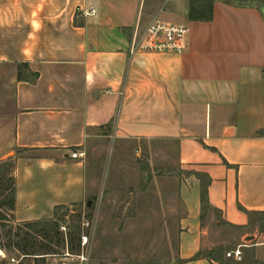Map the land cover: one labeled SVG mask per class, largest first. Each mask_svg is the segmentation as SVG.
I'll list each match as a JSON object with an SVG mask.
<instances>
[{
  "label": "crops",
  "instance_id": "1",
  "mask_svg": "<svg viewBox=\"0 0 264 264\" xmlns=\"http://www.w3.org/2000/svg\"><path fill=\"white\" fill-rule=\"evenodd\" d=\"M167 1L0 0V160L15 156L14 222L85 201L87 141H166L190 174L177 264H222L208 215L239 231L235 264H264L249 232L264 216V0L164 11ZM153 20L185 26L187 50L131 54Z\"/></svg>",
  "mask_w": 264,
  "mask_h": 264
},
{
  "label": "rangeland",
  "instance_id": "2",
  "mask_svg": "<svg viewBox=\"0 0 264 264\" xmlns=\"http://www.w3.org/2000/svg\"><path fill=\"white\" fill-rule=\"evenodd\" d=\"M173 2L167 1L163 10ZM83 151L86 199L75 208L55 210L64 231L50 233L48 239L33 230L17 229L23 223L14 222L8 207L9 192L3 189L13 177L15 156L10 153L0 160V164L7 162L0 167V264H12V259L13 264H54L50 256L59 254L66 240L75 249L83 234L88 236L91 264H177V240L184 216L180 189L190 174L179 168L174 144L97 137L87 141ZM3 171L9 175L7 179ZM88 201L90 207L86 206ZM203 221L222 264H235L226 254L241 243L239 231L223 224L217 228L219 220L211 215ZM83 222L88 227H83ZM27 232L25 244L36 257L24 259L13 244L22 242ZM249 232L257 236L251 245L264 243V216L253 218ZM45 246H50L51 254L42 255ZM261 256L264 258V252Z\"/></svg>",
  "mask_w": 264,
  "mask_h": 264
},
{
  "label": "built area",
  "instance_id": "3",
  "mask_svg": "<svg viewBox=\"0 0 264 264\" xmlns=\"http://www.w3.org/2000/svg\"><path fill=\"white\" fill-rule=\"evenodd\" d=\"M85 16H93L94 8L83 11ZM188 30L183 25L164 23L158 20L150 22L140 39L132 46L131 54L135 52L158 53V54H182L187 50ZM264 73V72H263ZM72 159H80L83 157L81 153H72ZM83 227H88L87 222L82 223ZM64 231V227L59 228ZM227 258H232L235 262H241L242 254L237 248L226 254ZM54 264H91V249L88 243V236L83 234L80 236L79 251L71 253L68 244L65 241L64 248L57 255H52ZM13 264L15 261L12 259Z\"/></svg>",
  "mask_w": 264,
  "mask_h": 264
},
{
  "label": "trees",
  "instance_id": "4",
  "mask_svg": "<svg viewBox=\"0 0 264 264\" xmlns=\"http://www.w3.org/2000/svg\"><path fill=\"white\" fill-rule=\"evenodd\" d=\"M34 78H36V75L34 76ZM18 79H20V75L18 73ZM7 162H2L0 164V167L6 166ZM2 175L4 177H9V175L7 174V172L3 171ZM12 175V174H10ZM6 182V181H5ZM4 182V183H5ZM7 182L9 183L8 186H4L3 184V189L8 190L9 192V202H8V207H9V211L12 213L13 209H14V200H15V189H14V179L13 177L10 176V178H8ZM200 199H201V203L202 205H206V190L205 188L202 187L201 189V195H200ZM58 209V208H56ZM21 228H25L27 230H33L34 233H38L40 235V237H42L43 239H48V237L50 236V233H54V234H58V230H59V221L56 219V215L54 213V216L51 220H43V221H36V222H27V223H23L20 226H17V229L20 230ZM18 237V236H16ZM28 240V232L23 234V237L21 239L22 242H16L13 244L14 249L22 256V258H29L32 256H35L33 254H30L28 252L29 247L25 244V242ZM67 244L68 241L66 240ZM79 243H80V237L77 240L76 243V248L73 249L72 246H68V249L71 253H77L79 251ZM46 248V253L42 254V255H49L51 254V248L50 246H45ZM214 255V254H213ZM201 256V254H198L196 256L199 257ZM36 257V256H35ZM43 259L45 256H41ZM37 259V258H36ZM221 264V263H220Z\"/></svg>",
  "mask_w": 264,
  "mask_h": 264
},
{
  "label": "water",
  "instance_id": "5",
  "mask_svg": "<svg viewBox=\"0 0 264 264\" xmlns=\"http://www.w3.org/2000/svg\"><path fill=\"white\" fill-rule=\"evenodd\" d=\"M86 206H87V207H90V206H91V201H88V202L86 203ZM248 240H252V238H249Z\"/></svg>",
  "mask_w": 264,
  "mask_h": 264
}]
</instances>
